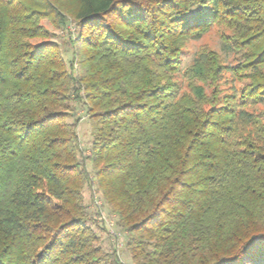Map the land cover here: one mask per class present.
Listing matches in <instances>:
<instances>
[{"label": "trees", "instance_id": "16d2710c", "mask_svg": "<svg viewBox=\"0 0 264 264\" xmlns=\"http://www.w3.org/2000/svg\"><path fill=\"white\" fill-rule=\"evenodd\" d=\"M95 187L132 264H264V0H0V264H125Z\"/></svg>", "mask_w": 264, "mask_h": 264}, {"label": "rangeland", "instance_id": "374dc122", "mask_svg": "<svg viewBox=\"0 0 264 264\" xmlns=\"http://www.w3.org/2000/svg\"><path fill=\"white\" fill-rule=\"evenodd\" d=\"M69 31L70 33L74 32V28ZM55 33L57 37L54 38V41L58 43H62L64 39L67 38V35H64L62 32ZM207 46H211L212 48L220 51L222 45L215 30L209 32L201 39L192 40L187 43L188 52L185 55L183 67L185 68L190 65L195 57V54ZM79 117L82 118V122L79 127L82 150L86 156H89L91 153L92 143L91 126L89 122H87L88 120L85 118V114L81 108L77 110L75 115V118ZM70 122H73V119H71ZM89 168L91 170V166H89ZM84 195L86 198V203L89 207L90 218L92 219V223L95 224L94 228L101 238L103 247L106 250H109L110 248L114 247V244H116L115 249L118 251L120 258L125 264H132L131 255L127 249L126 235L125 233H122L120 227L118 226V218L116 216H110L106 213V202L104 199H102L98 189H96V187L92 190L86 189ZM95 196H98L99 200H101L102 210H99V207H97L95 203ZM104 214L105 219L103 217Z\"/></svg>", "mask_w": 264, "mask_h": 264}, {"label": "built area", "instance_id": "2783aa9c", "mask_svg": "<svg viewBox=\"0 0 264 264\" xmlns=\"http://www.w3.org/2000/svg\"><path fill=\"white\" fill-rule=\"evenodd\" d=\"M95 203L97 205V207H99V210H102V202L101 200H99L98 196H95ZM104 219H105V214H104ZM122 236V235H121ZM116 245V244H115Z\"/></svg>", "mask_w": 264, "mask_h": 264}]
</instances>
